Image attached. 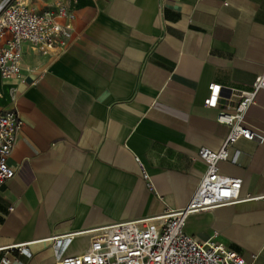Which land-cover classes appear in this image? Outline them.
Segmentation results:
<instances>
[{"label": "crops", "instance_id": "0c3cea01", "mask_svg": "<svg viewBox=\"0 0 264 264\" xmlns=\"http://www.w3.org/2000/svg\"><path fill=\"white\" fill-rule=\"evenodd\" d=\"M25 1L64 6L73 44L45 58L25 44L23 81L0 78V114L13 91L23 122L0 188V264H56L92 230L187 205L206 172L198 152L229 134L218 111L264 73V0ZM211 84L216 108L204 106ZM244 121L264 135V89ZM230 155L219 173L250 200L192 214L184 231L264 264V144L239 140Z\"/></svg>", "mask_w": 264, "mask_h": 264}, {"label": "built area", "instance_id": "2783aa9c", "mask_svg": "<svg viewBox=\"0 0 264 264\" xmlns=\"http://www.w3.org/2000/svg\"><path fill=\"white\" fill-rule=\"evenodd\" d=\"M69 17L66 8L35 13L25 0L0 1V78L22 82V47L28 45L41 58L57 57L73 44V29L61 23ZM204 101L207 108L218 106L221 86L211 84ZM264 89V73L256 78L251 90H231L235 101L230 110H219L216 122L229 129V134L217 152L200 149L198 157L206 165L197 189L187 205L153 218L116 223L89 232L88 249L81 255L60 259L56 264H247L244 259L214 240L199 242L184 231L187 218L195 213L231 206L250 200L240 198L241 180L219 173V163L231 158L230 147L239 140L264 144V135L246 126L245 116ZM0 114V188L15 176L8 166L23 122L16 107ZM138 165L141 164L136 160ZM141 178L152 190L150 179L141 168ZM24 246L10 249L21 251ZM6 264L9 262L5 260Z\"/></svg>", "mask_w": 264, "mask_h": 264}]
</instances>
